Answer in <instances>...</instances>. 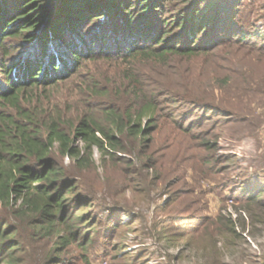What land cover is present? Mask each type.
<instances>
[{
    "label": "trees",
    "instance_id": "16d2710c",
    "mask_svg": "<svg viewBox=\"0 0 264 264\" xmlns=\"http://www.w3.org/2000/svg\"><path fill=\"white\" fill-rule=\"evenodd\" d=\"M234 3L0 0V264H89L98 225L92 149L104 170L121 166L128 179L138 163L153 168L149 136L164 110L185 104L212 114L221 108L213 96L179 94L176 81L148 84L130 74L113 94L93 85L90 98L102 101L69 123L60 113L24 107V91L50 86L81 61L107 54L166 69L203 57L215 65L221 49L249 37L234 21ZM12 53L18 59L10 63ZM211 80L228 83L218 73ZM175 116L185 132L201 124L184 127L187 121ZM245 199L264 208L261 194L249 191ZM211 225L223 240L235 233L221 214ZM177 234V241L186 238Z\"/></svg>",
    "mask_w": 264,
    "mask_h": 264
},
{
    "label": "rangeland",
    "instance_id": "374dc122",
    "mask_svg": "<svg viewBox=\"0 0 264 264\" xmlns=\"http://www.w3.org/2000/svg\"><path fill=\"white\" fill-rule=\"evenodd\" d=\"M232 11L249 37L221 49L215 65L203 57L166 69L107 54L81 61L50 86L24 91V107L60 113L69 123L102 101L90 98L93 85L113 94L130 74L148 84L176 81L179 94L213 96L221 107L212 114L185 104L164 110L149 136L153 168L138 163L128 179L121 166L104 170L92 149L98 225L89 264H264V208L245 199L249 191L264 198V0H235ZM17 59L12 53L8 61ZM217 73L226 85L211 80ZM174 114H183L184 127L201 124L185 132ZM219 214L235 230L227 240L211 225ZM177 233L186 238L177 241Z\"/></svg>",
    "mask_w": 264,
    "mask_h": 264
}]
</instances>
